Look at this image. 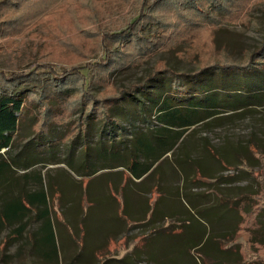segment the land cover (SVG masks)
Here are the masks:
<instances>
[{
  "label": "rangeland",
  "instance_id": "1",
  "mask_svg": "<svg viewBox=\"0 0 264 264\" xmlns=\"http://www.w3.org/2000/svg\"><path fill=\"white\" fill-rule=\"evenodd\" d=\"M261 49L264 0H0L2 79L10 80L14 74L26 79L21 86V92H25L23 124L7 154L17 164L0 178V204L19 194L24 173L36 170L41 172L43 187L50 195V216L60 221L66 216L77 218L85 206L91 205L88 216L93 225H99L107 220L108 209L94 204L101 195L96 187L105 183L109 173L97 171L90 184L87 174L111 161L89 158L72 165L68 154L72 146L74 156L84 146L81 127L86 113L94 107L90 115H100L102 105L112 98H124L126 94L120 97L123 89L143 81L162 63L189 71L227 54L246 61ZM252 71L247 74L251 76ZM170 88L171 99L178 103L239 94L233 84L186 95L183 92L187 87ZM159 94L156 90L153 99ZM113 120L118 123L121 119L114 115ZM34 121L36 132L51 123L47 137L37 139V143L51 141L52 146L41 152L35 151L32 142ZM93 129L88 133L90 140L96 134ZM181 140L183 149L199 156L211 157L214 155L210 151L215 152L212 166L205 170L219 171L221 178L216 176V183L229 179L230 183H221L227 192L222 198L226 201L228 197L231 204L238 202L244 211L239 230V241L244 242L255 224V212L264 204V189L258 184L264 177V170H259V158L264 156V104L221 112L190 126ZM82 154L85 156V151ZM26 157L40 162L23 168ZM237 162H243L240 168ZM31 182L30 178L26 181L27 189L34 186ZM88 184L84 194L82 190ZM35 214V208L27 212V233L37 225L32 218ZM261 224L264 241V210ZM12 227L0 234V264H24L31 259L26 253L13 256L20 240L7 239ZM243 246L247 257L264 259L262 245L246 241ZM3 253L11 256L2 260ZM58 264H64L60 257Z\"/></svg>",
  "mask_w": 264,
  "mask_h": 264
},
{
  "label": "trees",
  "instance_id": "2",
  "mask_svg": "<svg viewBox=\"0 0 264 264\" xmlns=\"http://www.w3.org/2000/svg\"><path fill=\"white\" fill-rule=\"evenodd\" d=\"M250 57L251 59L246 61H239L227 54L189 71H179L167 63H162V67L146 76L143 81L131 84L129 89H123L120 97L126 94L124 98H112L111 101L102 105L99 110L100 115H96L94 118L93 115H90L94 107L86 113L83 117L84 125L81 127L82 138L85 141L84 146L75 156L72 153L73 146L70 148L71 151L68 154L71 153L73 159L71 158L69 162L72 165L83 164L89 158L90 161H93L99 157L111 161L106 166H101L87 174L89 178L96 176V172L99 170L107 171L116 167H123L132 175L140 176L161 157L164 156L162 163L168 161L167 153L173 155L175 159L179 157L178 152L180 151L186 155L187 149L182 148L183 140L181 138L190 126L211 119L221 112L233 113L244 110L251 104L254 106L264 104V49L252 52ZM251 71L250 76L247 73ZM2 75L4 74L0 72V82L2 81L0 84V178H4L5 173L17 164L7 154L15 141V134L19 126L23 124L25 92H21V86L26 80L18 74L9 77L10 80L8 78V80H3ZM156 79L159 81L156 82ZM165 79L168 82L161 83ZM232 84L239 93L234 97L223 99L219 97L212 101L206 100V102L191 100L180 103L171 99V86L187 87L188 90L183 92L184 94L187 92L197 94L203 93L202 88L215 91L222 89L224 85L229 87ZM156 90H159L161 94L155 100L153 96ZM204 108L206 110L202 113ZM127 111L130 112L128 117L125 116ZM114 115L120 117L121 120L118 123L113 120ZM102 118L103 121H101ZM35 124L36 121L31 124V130L34 132L32 142L35 151L41 152L46 147L52 146L53 142L51 141L37 143V139L47 137L51 123L40 132H36L32 128ZM93 126L96 129H93ZM90 128L96 133L92 140L88 137ZM85 143L88 145L85 146ZM94 148L96 149L94 150ZM82 151H85L86 157ZM210 152L211 155L216 156L215 152ZM206 157L209 155L192 157V163L200 166L202 159ZM30 158L32 157H26L27 160L22 164L23 168L40 162L38 158L29 161ZM259 161L261 163L259 170H264V156H261ZM102 165H104L103 162ZM22 176L24 185L19 194L10 199H4L0 204V234L4 228L13 226L6 237L13 242L20 240L13 256L28 254L31 259L25 261L24 264H58V244L50 216V195H47L48 193L43 187L42 174L35 170L31 173H24ZM29 178L34 186L27 189L26 181ZM92 178L89 180V184ZM258 184L264 189V177L258 181ZM96 200L94 204L99 206L101 199L97 198ZM34 208L36 214L32 218L37 225L27 233L29 222L26 218L27 212ZM263 209L264 204L255 212V217ZM242 220L243 216L238 229L241 228ZM254 222L258 225L256 218H254ZM251 242L255 243L257 240L251 239ZM259 242L264 247V241L261 239ZM10 256L3 253L2 260L8 259ZM92 258V255L82 252L72 256L71 260L75 259L79 264H89L92 262ZM261 260L264 263V259ZM63 263L72 264L73 261L68 262L64 257Z\"/></svg>",
  "mask_w": 264,
  "mask_h": 264
},
{
  "label": "crops",
  "instance_id": "3",
  "mask_svg": "<svg viewBox=\"0 0 264 264\" xmlns=\"http://www.w3.org/2000/svg\"><path fill=\"white\" fill-rule=\"evenodd\" d=\"M178 153L176 159L167 153L168 161L161 157L140 176L123 167L107 170L108 179L96 187L99 206L108 209L99 225L88 216L91 205L77 218L51 216L62 262L66 257L79 264L71 257L85 252L93 256L89 264H264L255 255L247 257L243 246L251 239L260 245L262 211L248 239L239 241L244 211L222 198L227 192L221 183L229 179L216 183L219 171L205 170L213 157L199 166L192 163L199 153ZM88 189L89 184L83 193Z\"/></svg>",
  "mask_w": 264,
  "mask_h": 264
}]
</instances>
